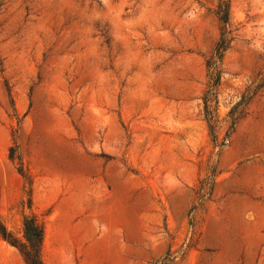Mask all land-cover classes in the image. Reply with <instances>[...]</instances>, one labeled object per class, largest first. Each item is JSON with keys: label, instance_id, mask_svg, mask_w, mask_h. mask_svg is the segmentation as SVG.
Segmentation results:
<instances>
[{"label": "rangeland", "instance_id": "1", "mask_svg": "<svg viewBox=\"0 0 264 264\" xmlns=\"http://www.w3.org/2000/svg\"><path fill=\"white\" fill-rule=\"evenodd\" d=\"M25 218L43 264H264V0H0V225Z\"/></svg>", "mask_w": 264, "mask_h": 264}, {"label": "trees", "instance_id": "2", "mask_svg": "<svg viewBox=\"0 0 264 264\" xmlns=\"http://www.w3.org/2000/svg\"><path fill=\"white\" fill-rule=\"evenodd\" d=\"M224 47L225 46L223 45L220 48ZM23 230L25 242H20L7 232L2 225H0L1 236L6 239L11 246L18 249L25 264H43L40 258L43 242V232L41 227L33 218H25L23 220Z\"/></svg>", "mask_w": 264, "mask_h": 264}]
</instances>
